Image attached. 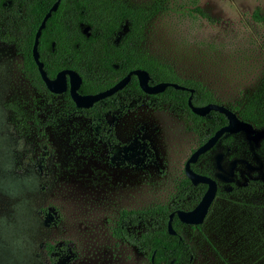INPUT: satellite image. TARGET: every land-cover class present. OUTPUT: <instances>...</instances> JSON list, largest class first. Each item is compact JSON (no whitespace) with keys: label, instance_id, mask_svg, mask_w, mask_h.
Listing matches in <instances>:
<instances>
[{"label":"rangeland","instance_id":"obj_1","mask_svg":"<svg viewBox=\"0 0 264 264\" xmlns=\"http://www.w3.org/2000/svg\"><path fill=\"white\" fill-rule=\"evenodd\" d=\"M125 1L161 5L141 48L202 81L221 104L234 107L264 78V19L253 15L264 17V0ZM132 102L106 114L119 140L107 143L87 114L30 83L0 30V264H149L113 236L118 213L195 206V190L181 187L184 163L209 136L167 104ZM254 127L231 134L226 150L218 141L197 165L210 164L218 188L204 221L179 227L191 264H264V126ZM150 227L141 220L126 230Z\"/></svg>","mask_w":264,"mask_h":264},{"label":"trees","instance_id":"obj_2","mask_svg":"<svg viewBox=\"0 0 264 264\" xmlns=\"http://www.w3.org/2000/svg\"><path fill=\"white\" fill-rule=\"evenodd\" d=\"M54 1L0 0V30L18 46L23 74L36 89L50 97L57 94L46 88L32 56V45L38 25ZM161 9L158 4L133 6L125 0H60L57 9L51 13L41 30L37 50L46 75L53 78L61 69H74L82 78L79 87L81 93L106 89L134 68L146 70L151 84L173 81L193 90L191 93L188 89L167 86L162 92L147 94L140 88L137 77L131 75L125 87L88 108H78L68 91L64 92L65 107L86 113L97 134L113 146L119 141L113 129L108 126L105 115L114 110L121 111L130 102H139L142 98L167 104L172 110L185 113L192 119L194 129L203 139L227 123L223 113L211 110L205 116H200L188 106L190 95L194 105L221 103L202 81L192 77L182 78L172 65L157 60L141 48L140 43L149 20ZM193 10L206 17V13L197 4ZM253 15L258 20L264 19L256 11ZM230 108L241 119L263 127L264 78L249 95ZM33 121L37 123L38 118L34 117ZM219 142L226 150L232 144V135L223 134ZM210 152L201 154L191 167L199 173L212 176L210 164L197 166L199 161L210 156ZM181 187L195 189L192 201H197L205 184L192 185L184 174ZM172 210L167 204H156L145 209H122L112 234L145 252L149 264H191L193 252L179 232L183 223L176 214L172 217V226L176 232L171 234L168 230L167 221ZM141 220L149 221L151 227L138 236L127 232V225H134ZM52 247L47 244L48 251Z\"/></svg>","mask_w":264,"mask_h":264},{"label":"water","instance_id":"obj_3","mask_svg":"<svg viewBox=\"0 0 264 264\" xmlns=\"http://www.w3.org/2000/svg\"><path fill=\"white\" fill-rule=\"evenodd\" d=\"M60 0H55L50 8L46 11L44 16L42 17L37 30L34 35V41L32 45V56L37 65L38 71L42 80L44 81L47 89L53 93H62L67 88V78L69 83V94L73 102L78 107L88 108L92 106L95 102L100 99H103L107 96L112 95L117 92L121 88H123L130 80L131 75L134 74L137 77L138 84L140 88L145 93H158L162 92L167 86H172L176 89H188L191 93L193 90L191 88H187L184 85H181L177 82L173 81H159L155 84H150L149 79L150 76L148 72L142 68H134L131 69L126 75H124L121 79L115 82L112 86L95 92V93H87L82 94L78 92L79 85L81 83L80 75L71 68H64L59 70L54 78H50L46 75V72L43 68V62L39 59V52L37 50L38 39L41 34V30L44 27L46 20L50 17L51 13L55 11L59 5ZM188 106L192 110L193 113L205 116L211 110L218 111L223 113L227 118V123L219 127L214 131L212 135H210L204 142H202L199 146H197L190 156L186 159L184 164V172L188 179L192 184L203 183L206 184V190L204 191L202 197L196 205L191 209H176L175 211H171L169 213V219L167 221L168 230L171 234H174L176 231L172 226V217L176 213L178 219L185 223L191 225H197L204 221L209 207L214 200L218 182L215 178L199 173L195 171L191 164L196 162L199 156L208 150L212 149L214 145L219 141L221 136L225 133L234 134L237 132H245L248 135H252L256 133L255 127L251 122L241 119L237 113L231 108L216 102H209L204 105H194L191 101V95L188 97Z\"/></svg>","mask_w":264,"mask_h":264},{"label":"flooded vegetation","instance_id":"obj_4","mask_svg":"<svg viewBox=\"0 0 264 264\" xmlns=\"http://www.w3.org/2000/svg\"><path fill=\"white\" fill-rule=\"evenodd\" d=\"M38 69V68H37ZM74 70V69H73ZM128 73V72H127ZM126 73V74H127ZM40 74V73H39ZM125 74V75H126ZM132 75H134V74H132ZM55 77V76H54ZM53 77V78H54ZM81 77V76H80ZM121 79V78H120ZM150 80V79H149ZM130 81V80H129ZM44 82V81H43ZM81 82H82V78H81ZM117 82V81H116ZM157 83V82H156ZM81 84V83H80ZM128 84V83H127ZM126 84V85H127ZM151 84V83H150ZM155 84V83H154ZM125 85V86H126ZM46 86V85H45ZM112 86V85H111ZM124 86V87H125ZM79 87H80V85H79ZM47 88V87H46ZM69 83H68V78H67V88H66V90L65 91H63L62 93H53V92H51V93H53V94H57V96L59 95V94H63L64 92H66V91H68V93H69ZM122 89V88H121ZM104 90V89H103ZM101 91V90H100ZM78 92H79V88H78ZM79 93H81V92H79ZM95 93V92H94ZM82 94H87V93H82ZM147 94H150V93H147ZM152 94H155V93H152ZM70 95V94H69ZM63 96V95H62ZM71 98V97H70ZM64 100H65V98H64ZM73 101V100H72ZM75 104V103H74ZM76 105V104H75ZM64 107H65V105H64ZM78 107V106H77ZM66 108V107H65ZM78 108H83V107H78ZM73 111H78V110H73ZM82 112V111H81ZM86 114V113H85ZM105 118H106V115H105ZM91 120V119H90ZM114 131V130H113ZM115 135V134H114ZM116 137V136H115ZM117 138V137H116ZM118 139V138H117ZM119 141V140H118ZM198 160V159H197ZM185 164V163H184ZM185 174V173H184ZM210 176V175H209ZM199 184V183H198ZM203 184V183H202ZM192 185H195V184H192ZM197 185V184H196ZM190 189H192V188H190ZM195 190V189H194ZM206 190V184H205V187H204V190H203V193H204V191ZM203 193H202V195H203ZM202 195L200 196V198L202 197ZM200 198L198 199V200H200ZM194 207V206H193ZM192 207V208H193ZM210 208V207H209ZM183 209V208H182ZM191 209V208H190ZM176 209H174V210H172V211H175ZM119 214V213H118ZM176 214V213H175ZM117 219V218H116ZM169 219V218H168ZM172 221V220H171ZM183 223V222H182ZM185 224V223H184ZM191 225V224H190ZM198 225V224H197ZM127 228V227H126ZM174 228V227H173ZM176 231V230H175ZM114 236V235H113ZM115 237V236H114ZM134 245V244H133Z\"/></svg>","mask_w":264,"mask_h":264}]
</instances>
